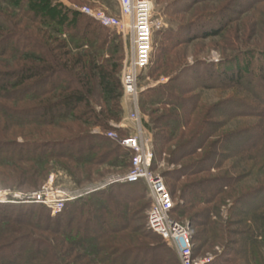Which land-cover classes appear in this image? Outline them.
Instances as JSON below:
<instances>
[{
  "label": "rangeland",
  "instance_id": "374dc122",
  "mask_svg": "<svg viewBox=\"0 0 264 264\" xmlns=\"http://www.w3.org/2000/svg\"><path fill=\"white\" fill-rule=\"evenodd\" d=\"M151 1L154 16L164 20L165 27L154 36L151 63L148 69L141 75L140 86L143 91L140 93L137 103L130 98H125L123 94L121 120L118 123L113 121L108 122L106 124L109 127L108 130L100 127L89 128L87 125L73 120V118L66 120L58 119L57 126L59 125L60 127H48L46 121H42L43 119L31 116V114H35L33 111L40 104L38 100L32 99L33 93L24 92L12 97L9 95L5 96L4 92L0 89V148L2 146L4 148L8 147L6 150H0L1 158H5L9 154L13 156L16 152L9 149V147L16 149V143L61 141L63 138L76 137L77 135L84 136L88 133L106 137L119 147L120 145L108 138L106 133L114 130L117 131L119 136L127 135L126 131L116 129L115 126L122 123L135 110V107L138 109L144 128L153 136L151 130L146 127V124H150L151 110H160L157 112L162 114L164 110H168L169 108L165 109L161 106L153 107L144 104L142 93L150 88L167 84L170 78H175L184 70L182 82L187 83L186 86L192 91L185 96L196 98L199 107L196 116L192 118L185 137H188L189 133L192 134L197 130L203 121L211 120L215 124L214 129L207 127L206 131L212 128L214 136L210 139V142L218 143L217 149H215L218 156L214 157L218 163V167L212 166L210 172H202L204 164L199 161L204 160L206 150L199 151L196 157L187 158L174 165L169 164V154L178 144L173 143L171 147L160 153V155L155 145V166L153 170L164 179L167 189L174 197L175 209L172 215L173 218L179 222L188 223L191 226L194 240V254L197 258L204 260L205 264H256L251 262V258L249 257L238 256V247L235 245V242L238 240L236 233L250 227H253L256 231L258 241L261 242L264 238V233H261L264 230L261 220H252L253 212L258 206V202L253 198V195H255L259 187L264 185V146L259 149L260 152L262 150L261 154L255 153L254 148H252L253 150L250 148L252 146L250 142L246 140L250 136L255 137L256 134H260L259 131L264 135V117L246 114L249 112L234 108V104L247 103L254 105L258 103L255 93L260 94L262 97L264 95L259 91L251 93L242 89L225 90L226 88L216 89L202 86L213 82V78L216 79L220 73L232 68L222 65L229 63L228 59L247 58V60L257 64L258 58L254 59L250 51H253L254 48L264 49V3H255L249 8L239 0H203L201 4L192 7L188 11L191 6H189V2L186 0H181L174 7L173 3L176 0ZM15 2L17 5H15ZM54 5H61L71 11L77 12H79L77 9L83 7L104 9L114 16H119L118 0H54ZM224 5H226L225 9L230 11V15L235 18V21L228 25L221 35L212 36L208 39L198 38L191 41L190 34L178 31L179 26H188V24L197 20L199 17L196 18L195 16L205 8L208 7L210 10L218 11ZM0 10L4 17V20L0 23V27L1 25L8 24L10 26V28H7L8 31H21V33L27 34L34 41L42 39L43 32L47 33L46 36L48 37L57 38V35L49 28L38 25V22L35 20L37 13L34 14L33 11L23 12L18 9V0L12 1V3L11 0H0ZM9 14L12 15L9 16ZM3 30L7 32L5 35L8 36L0 37V71L5 72L9 68L18 69L17 64L26 52L31 51L30 53L36 54V52L42 50L40 44H38L39 42L35 45L26 39L18 37L16 33L11 34L2 28ZM107 36V45L100 54V57H102L100 62L105 64L104 62L109 61L112 64L111 61H113V63L119 65V78L121 80L123 68L130 55L129 39L127 35L108 29L106 32ZM180 36L186 42L177 45L176 39ZM61 38L67 39L65 35H62ZM70 50L73 54H79L83 51L73 44H71ZM8 51L11 53L7 54ZM207 67H212L210 72H208ZM253 69L258 70V67H254ZM196 71L200 76L199 85L196 81L192 80L196 76ZM217 84L216 86L219 87ZM27 94L31 100L26 96ZM253 109L255 110V108ZM97 110H100V108L98 107ZM245 114L248 116H244ZM42 123L46 124L42 126ZM241 138L246 139L239 141L240 145L238 147L232 145L235 140H241ZM19 151L24 153L21 154L23 156L31 155L28 149ZM124 153L129 154L130 152ZM130 158V154L129 157H126L125 154H119L114 163L111 160L110 162L112 163L108 162L99 166L73 164L70 161L59 160L58 158L49 161L43 167L35 164H17V166L14 165L15 167L13 165L4 166L0 164V191L27 193L53 186L54 188L74 193L77 190L103 183L113 176L125 174L130 167ZM13 160L15 161V159ZM183 166H188L191 171H198L199 173L190 180L172 181L168 178V175L173 174L174 171L181 170ZM23 168L27 169L31 174H25L22 171ZM190 182L194 183L191 185L190 190L194 187H206L207 193L205 192L202 195L206 202H194L195 204L191 206L190 195H187L185 199H181V190L184 184H189ZM217 182H221L224 188L222 187L223 194L221 193V197H217L218 199L214 201L209 199V197L215 191L214 187ZM119 188L116 189L118 190ZM122 192H127L131 200H128L126 204H119V208L114 209L112 205L116 204L113 202L108 204V196L106 199L107 204L101 217L107 220L108 223L110 222L112 226L117 225V227L119 221L121 222V217H125L123 218L124 221L127 220L128 229L126 231L114 234L113 230L110 229V243L114 241L122 249L138 248L136 250L139 252H136V255H141L140 260L142 262L147 259L149 260L147 257L149 255H151V258L155 256L152 255L153 253L149 251V248H154L164 243L167 248V255L158 253L156 257L157 261L159 259V262L164 264L165 258L166 261H169L172 255L175 259L173 264H180L176 250L161 237L150 234L151 232L149 233L147 229V212L150 202L145 183L136 185L130 191L122 190ZM196 194H200V192L197 191ZM92 196L84 197L81 199V203L84 205L88 204L91 209L94 208L95 200L93 203H89ZM137 197L138 200L135 199ZM112 198H114V201L120 202L116 195H113ZM184 204L189 205V209L186 208L188 211L186 214L182 213L185 210L182 207ZM126 205L128 206V210ZM90 208L86 209L90 210ZM41 209L47 210L50 218L54 221L66 209L68 210L66 206L60 214H52L51 210L45 206L17 203L10 198L8 202L0 203V216L3 213H9L8 216L11 217L17 215L19 212H23L25 219L30 221L32 218V222L40 225L41 221L35 218L41 214L39 212ZM86 209L83 206H78L77 209L70 207L66 213V215H70L72 212H75V214L79 215L75 223L78 224V230H81V226L89 219L88 214L90 212ZM32 212H35V217L30 215ZM114 214L119 216V220H113L112 216ZM83 215L85 218L82 217ZM257 228H260V231ZM6 229L7 231L4 236L7 234L8 237L16 236L18 229L24 230L19 233L29 231L36 236L50 235L49 233H39L32 229L23 228L15 222H10ZM62 229L63 232L68 230L66 229V225H63ZM57 259L60 260L58 255ZM140 260L139 263L142 264ZM84 261L81 264H86Z\"/></svg>",
  "mask_w": 264,
  "mask_h": 264
},
{
  "label": "trees",
  "instance_id": "16d2710c",
  "mask_svg": "<svg viewBox=\"0 0 264 264\" xmlns=\"http://www.w3.org/2000/svg\"><path fill=\"white\" fill-rule=\"evenodd\" d=\"M12 1L17 0H11V3ZM186 1L191 6L188 10L190 11L192 7L201 4L203 0ZM239 1H242L249 8L255 3H264V0ZM179 2L181 0H176L173 3V7ZM15 5H17L16 2ZM225 6L218 11L210 10L208 7L205 8L195 16L196 18L199 17L197 20L188 24V26H179L178 31L190 34L191 41L198 38L208 39L212 36L221 35L224 33V29L235 21V18L230 15V11L225 9ZM18 9L23 12L33 11L34 14L37 13L35 20L38 22V25L49 28L57 35V38L48 37L46 36L47 33L43 32L42 39L34 41L27 34L21 33V31H8L7 28H10L8 24L1 25L0 37L8 36L5 35L7 32L2 31L3 28L11 34L16 33L18 37L26 39L35 45L39 42L38 44H40V48L42 49L36 52V54L30 53L31 51L26 52L17 64L18 69L9 68L5 72L0 71V89L4 92L5 96L9 95L13 97L24 92L33 93L32 99L38 100L40 104L36 106L37 109L33 111L35 114H31V116L43 119L42 121H46L48 127H56L58 119L66 120L68 118H73V120L79 121L89 128L100 127L104 130L109 129L108 125H106L108 122L113 121L118 123L122 116L123 97V89L119 78L120 67L116 63H113V61H111L112 64L109 61L104 62L105 64L100 62V59H102L100 54L107 45V29L80 12L71 11L61 5H54V0H18ZM42 10L43 12L40 13ZM2 14L0 12V23L4 20ZM194 32L195 34H193ZM62 35H65L67 39H62ZM185 42L186 40L182 36L176 39L177 45ZM71 44L83 51L79 54H73L70 50ZM250 52H252L254 59L258 58L257 64L247 60V58L237 60L230 58L231 60H227L229 63L222 65L232 68L220 73L219 77L212 79L213 82L202 87L226 88L225 90L242 89L251 93L259 91L264 95V49L254 48ZM10 53L8 51L7 54ZM254 67H258V70H254ZM211 68L207 67L208 72L211 71ZM183 77L184 70L175 78H170L167 84L150 88L142 93L144 104L153 107L161 106L165 109L169 108L168 110H164L162 114L157 112L160 110H151L150 124H146V127L153 133L154 147L155 145L157 146L159 155L171 147L173 143H178L169 154V164L174 165L187 158L196 157L199 151L206 150L204 160L199 162L204 164L202 172H210L212 166L218 167V163L214 158L218 156L215 150L218 143L210 142V139L214 136V132L212 131L215 124L211 120H205L197 130L192 134L189 133L188 137H185L192 118L196 116L199 107L196 98L185 96L192 91L186 86L187 83L182 82ZM199 78L200 76L197 72L192 80L198 84ZM214 83L219 85V87ZM12 90L15 91L12 92ZM255 96L258 99L257 104L236 103L234 104V108L245 110L249 112L245 113L251 114V116L264 117V97L258 93H255ZM28 98L30 97L28 96ZM98 107L100 110H97ZM246 114L244 116H248ZM38 115L39 117H37ZM46 123H42L41 125L43 126ZM57 127L60 126L58 125ZM207 127H212L213 129L210 128L209 131H206ZM259 133L255 137L250 136L247 139L241 138V140H235L232 145L238 147L240 145L239 141L246 139L252 145L250 148H254L255 153L261 154L262 150L260 152L259 149L264 146V135L260 131ZM125 136L121 135V137ZM1 149L6 150L8 147L4 148L2 146ZM9 149L14 150L16 153L13 156L9 154L10 156L7 155L5 158H1L0 155L1 165L35 164L43 167L49 161L58 158L59 160L70 161L73 164L99 166L108 162L112 163L110 162L111 160L114 163L119 154H125L126 157H129V154L131 155V153H124L128 150L126 151V149L116 146L106 137L91 133L84 136L77 135L76 137L63 138L61 141L16 143V149L11 147ZM26 149L31 152V155H21L23 152L19 150ZM22 171L25 174H31L27 169L23 168ZM197 173L199 172L191 171L188 166H183L181 170L174 171L173 174L168 175V178L172 181L190 180ZM138 184H118V186L110 187L103 192L93 195L89 201V203H93L95 200V206L92 209L88 204H82V200L68 204V210L70 207L77 209L78 206L92 210L86 209L90 212L88 214L89 219L81 226V230H78V224H75L79 215L75 214V212L66 215L67 209L55 221L50 218L47 210L41 209L39 211L41 214L35 218L41 221L40 225L32 222V218L30 221L25 219L23 212H19L17 215L11 217L8 216L9 213L1 214L0 264H81L84 260L86 264H140L141 255H136V252H139L136 250L138 248L122 249L117 246V243H114V241L110 243L109 240L110 229L113 230L114 234L128 229L127 220H123L125 217L120 218L121 222L119 221L120 226L118 223V227L117 225L112 226L110 222L108 223L107 220L101 218L107 200L108 204H111V202L116 204L112 205L114 209L119 208V204H126L128 200H131L129 194L127 192L123 193L122 190L130 191ZM193 184V182L184 184L181 190V199H185L187 195H190L191 206L195 204L194 202H206L202 196L205 192L207 193L206 187H194L190 190ZM223 186L221 182H217L214 187L215 191L210 195L209 199L217 200L223 194ZM116 188L119 189L117 190ZM197 191L200 194H196ZM113 195H116L120 202L114 201L115 197L112 198ZM253 198L258 202V206L253 212L252 220L260 219L264 227V185L258 188ZM135 199L138 200V197ZM182 207L185 209L182 213L186 214L188 212L186 208L189 209V205L184 204ZM126 208L128 210L127 205ZM34 213L32 212L30 215L35 217ZM82 217L85 218L84 215ZM118 217L117 214L112 216L113 220H119ZM9 220H12L10 222H15L23 228L32 229L39 233H49L50 235L36 236L29 231L19 233L24 230L18 229L16 236L8 237L7 234L4 236L7 231L6 228H8L10 223ZM63 225H66V229L69 231L63 232ZM257 229L260 231V228ZM261 233H264V230ZM236 235L238 236V240L235 242V245L238 247V256L249 257L251 258V262L256 264H264V238L263 241H258L256 238L257 233L253 227L244 228V230H240ZM166 250L167 248L164 243L154 248H149V251L155 256L151 258V255H149L147 256L149 260L147 259L144 262L140 260V262L142 264H162L159 262V259L157 261L156 257L158 253L167 255ZM57 255L60 260L57 259ZM150 260L151 262H149ZM164 262V264H173L175 262L174 256L171 255L169 261H166L165 258Z\"/></svg>",
  "mask_w": 264,
  "mask_h": 264
},
{
  "label": "built area",
  "instance_id": "2783aa9c",
  "mask_svg": "<svg viewBox=\"0 0 264 264\" xmlns=\"http://www.w3.org/2000/svg\"><path fill=\"white\" fill-rule=\"evenodd\" d=\"M118 4L119 16L104 9L83 7L77 10L103 28L128 36L130 55L122 71L121 83L124 97L137 103L143 91L140 86L141 75L151 63L154 36L164 29L165 23L154 16L151 0H118ZM115 127L127 132L125 137L119 136L114 130L106 133L108 138L131 153L130 167L125 174L113 176L103 183L74 193L53 186L27 193L0 191V203L8 202L11 198L17 203L42 205L51 210L52 214H60L68 204L103 192L110 186L145 183L150 202L146 224L148 231L161 237L176 250L180 264H205L204 260L194 254L191 226L172 216L175 209L174 197L167 189L164 179L153 170V137L144 128L137 107Z\"/></svg>",
  "mask_w": 264,
  "mask_h": 264
}]
</instances>
